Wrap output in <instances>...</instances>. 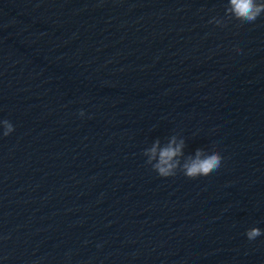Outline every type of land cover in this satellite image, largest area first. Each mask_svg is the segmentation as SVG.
<instances>
[{
	"label": "clouds",
	"instance_id": "1",
	"mask_svg": "<svg viewBox=\"0 0 264 264\" xmlns=\"http://www.w3.org/2000/svg\"><path fill=\"white\" fill-rule=\"evenodd\" d=\"M264 17V0H228L225 8V19L213 17L209 23L226 27V21H238L241 24H255ZM237 54H243L236 48ZM80 116L84 112L79 113ZM15 131V126L8 119H0V138L8 137ZM186 143L182 137L172 135L163 145L156 139L149 147L143 150L146 157L145 163L161 178L175 177L178 172L183 173L188 179L206 177L220 170L223 164L222 155L215 149L206 151L198 148L194 154L185 155ZM245 235L249 241H255L264 235V230L259 227H250Z\"/></svg>",
	"mask_w": 264,
	"mask_h": 264
}]
</instances>
